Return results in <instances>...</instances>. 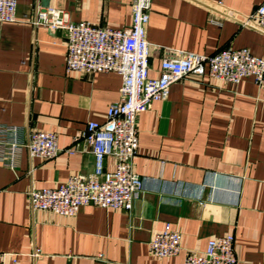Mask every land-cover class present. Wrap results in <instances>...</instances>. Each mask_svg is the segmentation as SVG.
<instances>
[{"label": "crops", "instance_id": "crops-1", "mask_svg": "<svg viewBox=\"0 0 264 264\" xmlns=\"http://www.w3.org/2000/svg\"><path fill=\"white\" fill-rule=\"evenodd\" d=\"M262 4L151 0L149 76L156 78L161 60L178 51L211 56L246 48L263 56V35L230 20L220 28L209 23L210 8L248 15ZM38 8L61 10L75 23L131 24V0H17L16 21L0 23V124L20 127L25 141L33 131L54 133L60 149L48 161L23 149L14 172L0 165L5 263L183 264L210 239L232 235L237 264H264V91L250 77L235 85L187 76L138 116L132 169L143 188L130 211L92 205L72 217L32 211V189H54L93 172V155L80 136L88 123L105 121L122 82L112 72H67L64 34L33 25ZM112 169L106 157L103 171ZM166 224L181 235L182 251L159 259L147 243Z\"/></svg>", "mask_w": 264, "mask_h": 264}, {"label": "built area", "instance_id": "built-area-1", "mask_svg": "<svg viewBox=\"0 0 264 264\" xmlns=\"http://www.w3.org/2000/svg\"><path fill=\"white\" fill-rule=\"evenodd\" d=\"M217 5L223 8L222 3ZM16 10L17 0H0V23L15 22ZM209 10V23L215 27L230 20L264 36V4L248 15ZM150 12L151 0H131V24L125 29L71 22L65 12L49 8H38L31 19L35 26L63 32L67 72H112L122 81L119 100L109 105L105 121L88 123L80 136L93 155V172L88 176H71L54 189H32L28 193L32 211L62 217L75 216L80 208L89 205L130 211L143 188L142 178L132 169L138 149V116L153 103L165 101L170 86L185 77L207 74L210 79L235 85L250 77L264 91V55L254 56L246 48H227L211 56L178 51L166 55L160 62L158 76L151 78L146 37ZM23 149L44 161L53 160L60 153L54 133L33 131L25 141L20 127L0 124V165L16 171L17 156ZM106 157L113 160L110 172L103 171ZM147 246L156 258L174 257L182 251L181 235L166 224L152 235ZM0 264H6L3 253ZM12 264H17V260L13 259ZM183 264H237L233 236L210 239L202 253L188 254Z\"/></svg>", "mask_w": 264, "mask_h": 264}]
</instances>
